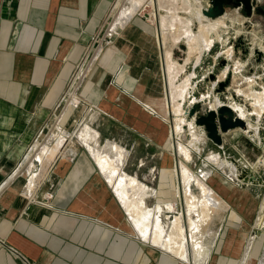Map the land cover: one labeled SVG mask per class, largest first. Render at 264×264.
<instances>
[{
    "label": "crops",
    "instance_id": "obj_1",
    "mask_svg": "<svg viewBox=\"0 0 264 264\" xmlns=\"http://www.w3.org/2000/svg\"><path fill=\"white\" fill-rule=\"evenodd\" d=\"M115 1L0 0V264L192 262L190 240L189 259L152 241L153 221L162 208L151 209L145 202L156 203L162 197L160 185L170 178L179 182L176 171L171 175L179 163L166 146L171 122L166 119L158 30L150 14L137 11L117 25L129 6L114 17L110 42L102 41L97 49L96 37L103 22L111 23ZM174 6L163 2L162 13L177 11ZM190 11L187 19L196 31L198 20ZM87 55L95 60L71 90ZM70 91L79 100L77 106L71 104ZM232 132L222 134L219 154L225 160L224 145ZM97 143L118 148L120 155H112L119 167L113 183L110 169L102 170L96 161ZM229 161L238 169L242 166L241 159ZM162 169H167L165 179ZM235 172L229 178L237 176ZM207 175L197 178L227 205L226 215L215 225L214 240L206 244L207 260L237 262L255 211L253 197L248 188L229 184L223 173ZM121 176L145 186L143 202L153 213L146 238L117 193ZM190 187L197 193L193 184ZM175 189H168L167 202L176 203ZM120 192L128 193L122 182ZM131 193L138 196L139 189H129ZM175 208L178 212L182 205L165 210ZM183 213L187 220L186 210ZM173 219L167 231L161 221L165 241Z\"/></svg>",
    "mask_w": 264,
    "mask_h": 264
},
{
    "label": "bare ground",
    "instance_id": "obj_2",
    "mask_svg": "<svg viewBox=\"0 0 264 264\" xmlns=\"http://www.w3.org/2000/svg\"><path fill=\"white\" fill-rule=\"evenodd\" d=\"M181 1L184 4H187V2L183 0ZM145 2L146 0H133L131 2L130 8L127 10V12L123 14L122 21L120 23H117V25L119 24L121 25L123 22L128 20V18L137 11V8H139V6L143 5ZM163 2H168V0H150L149 5L154 10L150 15L153 17L152 22L156 23L157 25L158 40L160 42V46L162 47L161 48V59L163 63L162 68H163V75L165 79L166 101H167L168 113L170 115V118L173 117L169 121L171 122V125H170L171 135L172 137L174 136L179 137L181 126L183 123H186L190 129H193L194 125L199 126L198 124H196V122H194L193 119L187 120L184 118H178V115L181 112H183V104H185V102H190V104H192L193 101H198L200 99L195 97L193 94V90L195 86L193 85V79L195 78L196 70L195 71L193 70L192 72H187L182 78V80L180 81H179L178 76L183 71L184 65L186 62L192 59H196L195 64H197V62L200 59H202L203 53L206 51H209L215 41H219L223 45V47H226L225 44L228 40L227 36H229L228 35L229 27L226 26L225 24V20L227 18L225 16V12L222 15L215 17V18H209L203 13V10L206 9L210 5L209 4L208 6H205L201 9L202 14L201 13H198V15L195 14V16L197 17L199 26L196 31H193L190 25L189 18L187 19V16L183 17L180 14H177L178 10H181L184 12L191 10V8L188 5H187V10L184 9V7L177 6L175 7L177 11L164 15L162 13ZM177 3L178 2H176L175 5H177ZM197 3H200V2L198 1ZM209 19H214V20H209ZM235 31H236L235 32L236 34L240 32V30H235ZM166 34H169L170 36L166 37L165 36ZM251 39L254 42L261 41V46H259V49H263L264 51V39L262 37H259L258 35L253 33ZM179 41H185L187 45V57L185 59V63L183 64L178 63L172 57V54H171L172 46L176 45V43ZM254 42L251 43L252 44L251 52H253V49L255 46ZM259 49H257L256 51H259L261 53L262 51ZM219 54H221V52ZM229 54H231V51L229 52ZM87 57L88 55L83 59L76 74L74 75L73 88L71 86V90L77 87L76 85L78 81L82 79L83 75L85 74L86 70L89 67L90 61L88 60ZM225 58L230 59L231 56L229 55ZM248 60H250V58ZM238 63L242 67L244 66L243 63H240V62ZM263 68H264V65H263ZM228 70H229V64L227 63L224 66V68L220 71V74L217 75L218 80L225 78ZM240 71L234 72L233 77L236 74H239ZM259 78H261V76L256 75V74L251 76L250 78H245L247 81H249L250 87L237 90L238 93L242 92L244 97H246V99L247 97L251 99V103H249L251 106L250 116L251 118L252 116H254L255 120L253 121L255 124L252 125L250 129H247V127L245 129H241V128L233 129V131L237 129L244 130L246 134L252 135L254 139H256L259 134L260 122L264 120V84H261L260 90L256 88V84L261 82V81L260 82L258 81ZM217 82L218 81H216V83ZM69 94L72 100L71 104H73L74 102H76L77 97L72 95V92H70ZM225 98L226 99L221 100L218 94H214L213 99L209 101V107H211V109H215L217 106L225 103L231 107V109L235 112L237 116L245 120L248 115L246 107L242 104H239L237 101H235V99L232 98L231 95H228ZM95 135L98 137L97 133H95ZM192 135H193V138L190 141L188 147L183 146L182 143L179 141L177 142V144L175 143V151L177 152L178 155H182L184 156V158H187L188 156L187 151L189 150V148L194 151H199L198 145L205 138L199 137L194 132H192ZM105 145L109 146V148H104ZM113 152H115L116 155H120V153L118 152V148L108 143H105L104 145L97 143L96 149L93 150L96 161L98 162L101 169L102 170L110 169V171H108L107 174L110 175L111 183H113L114 178H116V172L119 168L118 165L115 166L114 161H112V160H117V159H113L112 157ZM206 159L216 164L217 166L222 167L223 169H224V166H226L229 172L231 173L236 171L233 166L229 167L227 163L222 164L219 161V154L217 152H214L211 150L207 154ZM178 163H179L178 167L175 170L176 171L175 176L176 175L179 176L178 177L179 182H178V187L175 189V195L177 197L182 196L181 201L183 200L182 201L183 210H186L187 220H185V217H184L185 212L184 213L178 212L173 219L172 228L169 231L166 241H165L162 226H161V219L159 217L155 218L153 221L154 230H153L152 241L158 245L163 246L165 249L178 254L182 258H187L188 257L187 252L189 249V240H190L193 264H206L207 259L209 257L207 255L206 247L209 243H212V239L214 238V235L209 234L207 236L208 242L206 243L204 242V239L206 237L205 233L207 232L206 227H208L207 224H209V222L212 220V215L214 216V213L217 209H221V211L223 212L226 206L224 203L218 201L212 196L210 189L207 187L205 183H203L201 179L194 178L190 172L183 169L182 160H180ZM254 171L257 173L264 171V156H263V160L254 167ZM173 173L174 172H172L171 174L172 176H174ZM235 175H236V172H235ZM120 178H124V179L118 178L119 180L116 184V189L120 197V200L126 206L127 211L129 215L131 216V218L133 219V221L136 223V226L139 227V232L146 238L147 233L149 232L150 230L149 228L152 223L151 221H152L153 213L151 212L150 209L146 208L143 202L145 186L139 184L135 178L128 177V179H125V177H122V176ZM121 182L123 184V187L127 188L128 190L127 194H122L120 192ZM191 184H195L194 186L197 188L198 193H194L192 191L190 187ZM180 186L182 190L180 189ZM129 189H132V190L139 189L138 196L135 193H131V195H129ZM166 206L168 207L169 210H171L175 207V204L167 203ZM259 211L261 214V217L259 218L260 219L259 222L261 224V227H263L264 226V199L262 201L261 206L259 207ZM191 212H194L196 214V218L190 216ZM214 218L216 219V217ZM187 227H188V230H187ZM252 243H253V238L251 237L248 238L246 246L243 251V255L241 254L242 256L239 259V261H237V264H248V260L251 258L250 250H251Z\"/></svg>",
    "mask_w": 264,
    "mask_h": 264
},
{
    "label": "rangeland",
    "instance_id": "obj_3",
    "mask_svg": "<svg viewBox=\"0 0 264 264\" xmlns=\"http://www.w3.org/2000/svg\"><path fill=\"white\" fill-rule=\"evenodd\" d=\"M149 1L150 0H146V2L143 5L139 6V8H137V12L141 14L144 13L151 14L154 10L152 9V7H150ZM183 1L187 2V4H184L181 0H170L169 4L175 5L176 2H178L177 5H175L174 7L177 6L184 7V9L186 10L188 5L191 8L190 12L197 15L198 13H201V9L203 7L209 5L208 0H198L200 3H197L198 2L197 0H183ZM130 5H131V0H116L114 2L113 11L111 14V23L110 21H108L107 24L111 26V24H113L114 22V17L116 16L117 12L120 9L129 7ZM252 5H253V9L249 15L245 13L243 7H234L233 5H227L225 7V16L227 17L225 20V24L226 26L229 27V31H228L229 36H227L228 40L225 44L226 47H223V45L219 41H215L211 49L203 53L202 59H200L197 62V64H195L196 59H192L185 63V59L187 57V45L185 41H179L176 43V45L172 46L173 48L171 53L172 57L178 63H182V64L185 63L183 71L178 76L179 81L182 80V78L187 72H192L193 70L194 71L196 70L195 78L193 79V85H195L193 94L195 97L200 99L198 101H193L192 104H190V102H185V104H183V112H181L178 115V118H184L187 120L193 119L195 122L196 117L205 114L208 109H211V107H209V101L213 99L214 94H218L221 100H224L226 99L225 97L231 95V97L234 98L235 101L246 107L248 115L244 121L246 122L247 129H250L251 126L255 124L253 121L255 120L254 116H252V118L250 116L251 106L249 103H251V99L249 97H247L246 99V97H244L242 92L240 93L237 92V90L250 87L249 81H247L245 78H250L255 74L261 76V78H259L258 80L259 82L260 81L261 82L256 84V88L260 90L261 84H264V72H263L264 51L263 49H259V46H261V41L254 42L251 39L253 33L264 39V0H252ZM183 12L184 11L181 12V15L186 17L187 12L184 13ZM154 24L157 29L156 23ZM103 25H106V23H103ZM198 26L199 23L197 22L194 24L193 27L196 29V27ZM235 30H240V32L236 34ZM252 42L255 43L253 52H251ZM257 49L261 50L263 53L256 51ZM230 51L232 55L229 54ZM220 52L221 54H219ZM229 55L231 56V58L226 59L225 57ZM249 58L250 60H248ZM226 62L229 64V70L226 74V77L218 80L217 75L220 74V71L227 64ZM238 62L243 63L244 66L242 67ZM239 71L240 73L236 74L233 77V73ZM216 81L218 82L216 83ZM195 103H196V116L189 114L190 106ZM165 106L167 113L168 111L167 101H165ZM168 117H166L168 121H170V119L173 118V117L170 118V115ZM259 127L260 130L256 139H254L252 135L246 134L245 131L241 129H237L233 131L231 134L227 135L226 138L227 143L225 142L224 149L227 152L228 160L223 159V155L221 157V154H219L222 150L220 148L222 145L219 146L215 145L210 139L207 138V136L203 131V128L196 125H194L193 129H190L186 123H183L181 126L179 137H175V136L172 137L171 129H170V133H169L170 136H169V140L167 141L168 143L166 145L167 147L171 148V153L173 152L172 157L174 156L176 162L178 163L180 160H182L183 169L190 172L194 178H197L198 177L197 175L199 174L202 175L205 174L206 172L208 173L206 179L210 176V174H212V172L223 173L224 179L226 180L229 179V184L234 185L235 187L241 189L248 188L247 190L250 192V194L253 197L252 201L254 202V208H255L253 215L248 219V223L250 224V226L248 227L249 231H247V235L245 236L246 241L243 247V251H244V248L247 243V239L250 237L253 238V243L250 250L251 258L248 260V264H264V226L261 227V224L259 222L260 220L259 218L261 217L259 207L261 206L262 201L264 199V171H261L259 173L254 171V167L263 160V156H264V120L260 122ZM192 132L197 134L199 137L205 139L199 143L198 145L199 151H192L191 159L187 161V159L184 158V156L177 154V152L175 151V143L177 144V142L179 141L182 143L183 146L188 147L190 141L193 138ZM60 140L62 141L63 139L61 138ZM211 150L219 154V161L222 164L223 163H227L230 165L233 164L236 168L237 176H234V178H229L228 175H230V172L227 170L226 166H224L223 169L222 167L217 166L214 163L212 164V162L211 163L208 162L206 160V156ZM190 152L191 149L189 148V150L187 151L188 155L190 154ZM37 157H39L38 153H37ZM230 158L241 159V162L243 163V164L241 163L242 166L238 169L234 163L229 161ZM175 170L176 168H174L173 172ZM165 171H167V169L161 170V179L162 177L164 179L165 176L167 177ZM249 174H251L250 176L252 175L254 176V179L251 181L247 180L246 178ZM170 179L171 180L169 181V183L165 182L162 185H160L161 187H163L162 189L163 192L161 193L162 197H160V199L156 203L153 202L152 204L148 205L147 199L145 201L147 202L146 205L151 209L154 208L155 206H160L162 208L160 219L163 223L165 231H167L170 228V222L172 221L174 214L178 212L182 213L184 211L183 202H182L183 200L181 201L182 196L175 197L177 201L179 200L178 202L176 201V203L172 201L171 202L166 201L169 200L167 196L168 189L170 188L172 190L173 188L174 190L176 188V185L178 184L175 183L173 178ZM230 180H233V182ZM245 183H249V184H245ZM195 191H197L198 193V190ZM170 194L171 196L174 197L172 191L170 192ZM167 203L168 204L174 203L175 205L180 204L182 205V209L181 210L179 209L178 212H176V208H175L173 212H167L165 210ZM226 209H227V205H226ZM225 210L223 212L218 210L219 212L216 215L217 218L215 219V221L214 222L210 221L209 224H207L208 229L206 230L207 232L205 233L206 236H208L209 234L214 235V237L216 236L215 234L217 232V229H215V225H217L221 221L223 215L224 216L226 215V213L224 214ZM190 216L196 218V214ZM238 231L240 232L243 230H238ZM190 264H193V262H191ZM206 264H209V260H207ZM225 264H237V262L225 263Z\"/></svg>",
    "mask_w": 264,
    "mask_h": 264
},
{
    "label": "water",
    "instance_id": "obj_4",
    "mask_svg": "<svg viewBox=\"0 0 264 264\" xmlns=\"http://www.w3.org/2000/svg\"><path fill=\"white\" fill-rule=\"evenodd\" d=\"M209 4L203 10V13L209 18L222 15L227 5L243 7L247 15L253 9L252 0H209ZM189 114L196 116V103L190 106ZM195 122L204 129L207 138L217 146L222 144V134L236 128H246V122L237 116L231 107L225 103L215 109H208L205 114L196 117ZM253 179L254 176L252 175L250 181Z\"/></svg>",
    "mask_w": 264,
    "mask_h": 264
},
{
    "label": "built area",
    "instance_id": "obj_5",
    "mask_svg": "<svg viewBox=\"0 0 264 264\" xmlns=\"http://www.w3.org/2000/svg\"><path fill=\"white\" fill-rule=\"evenodd\" d=\"M108 21L109 20H106L105 22H103V23H106V25H103V23H102V26L100 28V31H99V33H98V35L96 37L97 46H99V47H97V49H99V50L101 48V42L103 41L106 44L109 43L110 42V37L114 33L113 27L110 26L109 24H107ZM88 60L90 61V63H89V67H90L92 65V63L94 62V60H95L94 57H93V55ZM78 103H79V100H76V102H74L72 105L77 106ZM25 264H30V262L26 261Z\"/></svg>",
    "mask_w": 264,
    "mask_h": 264
}]
</instances>
